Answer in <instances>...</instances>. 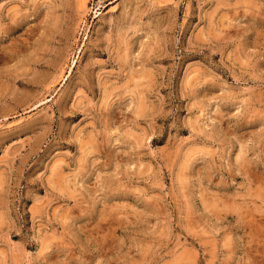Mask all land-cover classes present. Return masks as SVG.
<instances>
[{
    "label": "rangeland",
    "instance_id": "obj_1",
    "mask_svg": "<svg viewBox=\"0 0 264 264\" xmlns=\"http://www.w3.org/2000/svg\"><path fill=\"white\" fill-rule=\"evenodd\" d=\"M0 264H264V0H0Z\"/></svg>",
    "mask_w": 264,
    "mask_h": 264
}]
</instances>
